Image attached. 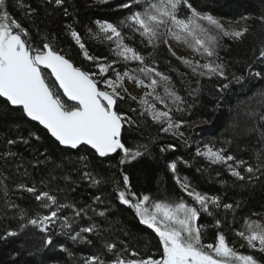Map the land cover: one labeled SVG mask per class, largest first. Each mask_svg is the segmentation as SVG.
<instances>
[{
  "label": "trees",
  "instance_id": "16d2710c",
  "mask_svg": "<svg viewBox=\"0 0 264 264\" xmlns=\"http://www.w3.org/2000/svg\"><path fill=\"white\" fill-rule=\"evenodd\" d=\"M189 2L198 11L220 20L245 21L242 29L248 31L239 39L217 32L214 48L217 54L213 59L205 56L207 63L224 66L227 80L217 75H199L206 71L202 68L194 72L195 63L189 66L173 55L164 42L167 36H160L153 46L138 32L121 26L120 22L130 14L121 5L131 0L105 3L64 0L62 5L48 0H7L10 22L14 20L27 31L22 39L29 47L44 51L43 46L48 44L77 67L95 73L93 78L100 81L99 87L108 91L102 82L105 78L116 79V72L143 66L118 56L115 38L109 41L95 22L113 23L121 31L124 44L143 55L148 67L169 77V89L186 102L181 107H194L190 115L177 112L165 93L163 81L151 96H134V100L128 90L118 88L124 98L117 100L116 109L127 121L121 131V142L131 151L143 153L136 159L129 156L121 163L122 151L101 158L85 146L76 150L62 147L20 108L0 97V264H86L92 256H99L105 264H112L117 257L125 261L158 259L162 255L158 234L141 222L134 208L123 204L119 192L124 191L133 203L147 195L150 203L182 199L199 209L177 183V176L181 182L186 180L192 190L219 197L221 205L233 206L225 209L209 205L212 216L200 212L197 224L205 226L203 242L215 243L218 234L223 233L238 253L251 255L264 264V253L258 250L259 246L251 248L237 235L245 231L249 222L264 224V58L260 57V50L264 49V20L261 19L264 0ZM189 14L186 8L181 9L182 17ZM71 31L79 33L90 56L100 59H86ZM100 64H111V68L101 75ZM43 72L51 86L53 78L47 71ZM257 72L261 75L256 76ZM136 74L141 79L147 78ZM234 77L243 79L237 83ZM223 84H228V88L220 91ZM123 86L126 88L124 81ZM56 89L61 92L57 84ZM157 95L164 103L156 99ZM61 98L74 104L64 96ZM142 99L160 111L171 108L174 121H188L179 129L183 137L162 131L167 124L154 121L150 112L145 111ZM195 121L202 124L191 127ZM206 145L223 148L225 155L235 157L228 164L245 179L232 176L226 164H213L197 155V150H204ZM162 148L167 150L161 151ZM241 160L245 162L242 165L237 163ZM173 162L177 164L175 173L169 167ZM249 166L253 167V173L246 171ZM124 176L128 177L127 183ZM29 187H34L36 192H28ZM43 192L54 196L56 204L42 207L43 201L36 200L35 196ZM52 211L57 212V217L47 224L46 230L29 223ZM216 220L220 221L219 226H215ZM88 227L94 231H81ZM8 232L18 235L7 236ZM76 233L80 237L72 239ZM48 239L52 244L47 243ZM109 244L116 247L109 250ZM133 252L137 255L133 256Z\"/></svg>",
  "mask_w": 264,
  "mask_h": 264
},
{
  "label": "snow or ice",
  "instance_id": "6c2138e0",
  "mask_svg": "<svg viewBox=\"0 0 264 264\" xmlns=\"http://www.w3.org/2000/svg\"><path fill=\"white\" fill-rule=\"evenodd\" d=\"M48 2L62 5L64 0H48ZM100 2L105 3L107 0H100ZM7 6V0H0V97L6 98V103L10 102L12 106H20L23 113L43 125L61 145L70 146L72 149L81 145H90L100 157L116 153L119 149L123 152L121 163H124L129 156L136 159L143 155L140 151H131L121 142V131L127 121L122 114L115 110V107L117 100L124 98L118 88L127 92L123 86L125 78L135 81L137 86L151 89L152 92L145 93V97L154 93L160 81H163L165 93L172 99L175 110L182 114H191L190 110L194 105H189L187 108L181 107L186 102L176 92L169 89V77L156 71L155 68L148 67L143 55L124 44L121 31L113 23L99 20L95 22L99 31L109 41L115 38L118 56L125 61H138L143 66L134 70H126L123 73L116 72V79L105 78L102 82L110 89L108 91L98 87L100 81L93 78L95 73L75 67L69 59L53 51L48 44L43 46L46 51L29 47L25 39H22V35L26 36L27 31L14 20L10 22ZM121 7L130 10V14L120 22L121 26L138 32L148 44L155 46L160 36H167L207 57L217 54L214 50L217 41L215 36L210 35L211 29L234 39H239L248 31L247 28L240 30L226 28L220 19L210 13L198 11L189 0H131V3H124ZM182 8L189 10L190 14L182 17L180 15ZM261 19L264 20V17ZM71 36L83 51L86 59H100L89 55L78 32L71 31ZM164 42L167 44V40ZM260 57L264 58V49L260 50ZM183 62L189 66L193 64L191 60L187 59H184ZM98 67L99 73L104 75L111 68V64H100ZM42 68L49 69L48 76L55 77L51 86L46 81ZM201 68L206 71L199 72V75L209 77L217 75L225 80L228 79L222 64H214L211 61L203 65L196 63L193 71L196 72ZM136 73L148 77L150 83H145V80ZM152 73L160 80L155 79ZM255 75L260 76L261 73L257 72ZM234 79L239 83L243 77H234ZM56 82H58V88L62 89V93L56 89ZM227 88L228 84H223L220 91ZM62 96L75 103L68 104L61 98ZM130 98L136 99L134 96ZM156 99L164 103L159 95L156 96ZM141 103L146 105L145 111L150 112L154 121L167 124L162 128V131L166 133L172 131L173 135L183 137L184 133L179 129L188 121H174L171 108H168L167 111H160L155 108V105L149 104L147 99H142ZM165 107H168L167 104ZM13 142L9 141V143ZM143 147L146 149V146ZM166 150L161 149V151ZM197 155L213 164H226L232 176L239 180L245 179L240 171L228 164V161H234L235 157L225 155V149H214V147L206 145L204 150H197ZM237 163L242 165L245 162L241 160ZM169 167L173 173L176 172L177 164L175 162L171 163ZM246 171L253 173L254 169L249 166ZM176 180L187 195L200 206L199 209L185 203L182 199L178 202H154L149 208L145 206L150 200L149 196L144 195L133 203L126 198L124 191L119 192V199L123 204L134 208L141 222L158 234L162 244V255L158 259L150 257L127 261L117 257L112 261V264H261L251 255L238 253L233 246H230L223 233L218 234L215 243H204L202 235L205 226L197 224L200 212L203 211L212 216L213 213L209 211V205L215 208L222 206L225 209H231L233 206L231 204L221 205L219 197H209L200 192L189 191L190 185L186 180L181 182L178 176ZM124 181L128 182L127 176H124ZM97 183L99 182L97 181ZM27 191L35 193L36 189L29 187ZM131 195L135 196L136 194L131 193ZM35 198L38 201H43L42 207L45 208L56 204V198L47 192L40 193ZM56 217L57 212L52 211L50 215L40 219L29 220V223L33 226H41L46 230L47 224ZM219 224L220 221L216 220L215 226H219ZM65 226L71 227V225H62L61 227ZM81 231L93 232L94 228L88 227ZM16 235H18L17 232L7 233V236ZM237 235L245 240L251 248H256L258 242V250L264 253V224L256 221L249 222L245 231L238 232ZM78 237H80V233H76L72 239ZM47 243L52 244V240L48 239ZM107 247L112 250L116 246L109 244ZM132 255L137 254L133 252ZM86 264H105V261L99 256H92L88 258Z\"/></svg>",
  "mask_w": 264,
  "mask_h": 264
},
{
  "label": "rangeland",
  "instance_id": "374dc122",
  "mask_svg": "<svg viewBox=\"0 0 264 264\" xmlns=\"http://www.w3.org/2000/svg\"><path fill=\"white\" fill-rule=\"evenodd\" d=\"M222 24L225 25L226 28L229 29H236V30H240L244 27L245 21H238V22H231V21H225V20H220ZM217 30L215 29H211L210 31V35L215 36L217 34ZM167 43L168 46H170L169 48L176 54V56L180 57L182 60L187 59V60H191L193 63H200V65L203 63H207L205 56L200 57V54L197 52H194L191 48H189L187 45H185L184 43H179L176 42L175 40L171 39L170 37H167ZM199 54V55H198ZM214 57V56H213ZM213 57H209V59H213ZM152 76L157 79L158 81L160 80L159 77H155V74L152 73ZM146 77V76H145ZM145 83H150L149 78L147 77L145 79ZM124 85L127 88V90L135 97L137 98H142L145 96V93L148 92H152L151 89L143 87V86H137L136 82L133 80H129V79H125L124 80ZM160 85V83L158 84V86ZM157 86V87H158ZM157 87L155 90H157ZM153 94V93H152ZM151 94V95H152ZM150 95V96H151ZM199 122L195 121L191 127H197L199 126ZM189 191H194L191 188L188 189ZM127 198V197H126ZM137 201V200H136ZM135 201V202H136ZM133 202V201H132ZM134 202V203H135ZM153 203L147 202V204L145 205L146 207L151 208V205ZM257 246H259L258 242H257Z\"/></svg>",
  "mask_w": 264,
  "mask_h": 264
},
{
  "label": "water",
  "instance_id": "95a60500",
  "mask_svg": "<svg viewBox=\"0 0 264 264\" xmlns=\"http://www.w3.org/2000/svg\"><path fill=\"white\" fill-rule=\"evenodd\" d=\"M45 51H46V49H45ZM54 51V50H53ZM56 52V51H55ZM58 54H60V55H62L61 53H59V52H57ZM66 59H68L67 57H65ZM70 60V59H69ZM70 62L75 66V67H77L71 60H70ZM47 71L48 73L50 72V70L49 69H43L42 68V71ZM81 70H83V69H81ZM84 71V70H83ZM52 78H53V80H55V77L54 76H51ZM56 84H57V86H58V82H56ZM98 87H99V85H98ZM100 88V87H99ZM60 91H61V93H62V89H59ZM101 90H104V89H101ZM4 100H6V98H4V97H2ZM66 99H67V97H65ZM68 101V100H67ZM69 102H71V103H75V102H73V101H69ZM10 103V102H9ZM11 105V104H10ZM13 107H16V108H20V106H13ZM117 104H116V107H115V110L117 111ZM21 109V108H20ZM25 115H26V113H24ZM26 117L30 120V121H32V122H34V123H36V124H38V125H40V127H42L44 130H46L48 133H49V135L55 140V141H57L56 139H55V137H53L52 135H51V133L43 126V125H41L38 121H34V120H32L30 117H28L27 115H26ZM58 142V141H57ZM59 143V142H58ZM60 144V143H59ZM61 145V144H60ZM62 147H64V148H69V149H72L70 146H65V145H61ZM83 146H85V147H88L89 149H91V150H93L94 152H95V150L94 149H92L91 148V146L90 145H81V146H79L78 148H80V147H83ZM78 148H76V149H78ZM76 149H73V150H76ZM122 150H117V152L116 153H110L108 156H106V157H112V156H114V155H116V154H118L119 152H121ZM96 153V152H95ZM98 156H99V154L98 153H96ZM100 157V156H99ZM106 157H101V158H106Z\"/></svg>",
  "mask_w": 264,
  "mask_h": 264
}]
</instances>
